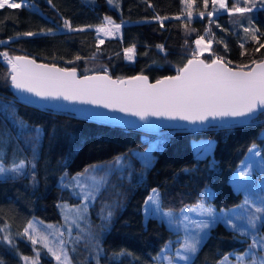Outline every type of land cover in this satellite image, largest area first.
<instances>
[{"label":"trees","instance_id":"trees-1","mask_svg":"<svg viewBox=\"0 0 264 264\" xmlns=\"http://www.w3.org/2000/svg\"><path fill=\"white\" fill-rule=\"evenodd\" d=\"M234 2L228 0V7ZM28 4L34 7L0 10V41L4 42L0 52L30 55L82 74L102 71L116 78L145 74L152 81L172 76L192 57L194 38L201 35L212 42L210 50L199 55L206 61L223 57L234 66L249 67L252 60L264 59V48L255 51L264 43V8L259 4L244 14L251 17V25L239 13L229 16L224 11L209 17L211 0L207 9L203 0H195L192 18L182 0H113L112 4L108 0H29ZM104 16L120 22L121 30L118 37L103 38L100 44L95 27ZM64 20L72 29L84 30L70 31ZM244 27L260 29L258 39L252 40ZM25 32L38 34L21 35ZM129 47L134 48L131 60L125 55ZM9 68L0 58V164L10 168L21 160L30 163L21 175L0 176V228L22 235L33 217L59 221L58 204L80 200L64 185L73 174L94 162L125 161L108 176L91 206L104 210L109 205L114 208L112 216L106 220L93 214L96 223L79 230V242L69 246L74 264H153L164 244L178 233L155 216L144 219L142 204L148 193L156 189L161 205L169 210L201 203L218 209L234 207L244 194L233 187L230 176L253 145L264 152L261 113L249 122L231 125L143 131L22 102L12 93ZM156 138L163 146L153 150L152 164L143 173L136 151L145 150ZM199 139L212 140L209 152L198 155L194 150L193 143ZM257 175L255 180L261 178L259 172L253 177ZM260 227L264 232V222ZM25 238L16 237L15 248L0 241L5 264H24L23 255H34L32 243ZM249 244L250 237L217 219L189 264H217ZM53 263L48 252L41 256L40 264Z\"/></svg>","mask_w":264,"mask_h":264},{"label":"snow or ice","instance_id":"snow-or-ice-1","mask_svg":"<svg viewBox=\"0 0 264 264\" xmlns=\"http://www.w3.org/2000/svg\"><path fill=\"white\" fill-rule=\"evenodd\" d=\"M108 2L112 4L113 0H108ZM48 3H51V0H48ZM182 3L189 10L187 12L188 17L192 18L191 9L195 0H182ZM258 3L261 8H264V0H235L230 8L226 0H211L212 11L207 12V15L212 17L214 13H219L220 10L226 11L229 16H232L233 13H239L251 25V17H245L244 14L252 12ZM203 4L207 9L209 0H203ZM238 4L249 6H238ZM22 7H34V5H29L26 0H22L21 3H17L16 0H0V10L5 8L20 9ZM199 15L203 18L205 13L201 12ZM157 19L161 18L157 17ZM104 20L105 23H113L109 17H105ZM63 23L64 27L70 31L84 30L83 28L72 29L68 20H64ZM120 27V24H115L114 30L119 31ZM217 27L220 26L217 25ZM96 30L98 33L108 31L104 27H99ZM51 31L52 29L48 30V32ZM244 32L250 33L252 40H257L256 33H259L260 29L244 27ZM37 34L25 32L21 35L34 36ZM0 43L4 42L0 41ZM99 43L103 44L104 41L101 39ZM210 43L211 41H209ZM195 44L196 49L192 53V58L188 59L187 63L178 69L175 76L158 79L154 84L150 83L148 77L144 75H137L128 80H113L107 75H85L78 78L75 68L61 69L55 66L37 64L34 59H29L26 56H10L8 52H0V58H3V61L10 66L8 74L12 86L21 92L30 93L42 99L62 98L65 101L102 104L105 108L118 107L119 111L130 112L141 120L153 116L203 122L209 117L215 119L218 117H251L257 113L264 114V60L259 62L252 60L251 63L255 67L248 71L244 70L247 65L243 64L237 66L239 70H233L222 62L223 57H215L211 59V62L199 58L203 51L209 50V44L204 43L203 37L196 39ZM157 47L162 51L164 50L162 45H157ZM240 47L244 48V44L242 43ZM262 48H264V43H261L255 51L259 52ZM133 54L134 48L125 49L127 59L131 60ZM212 55L215 56L214 53ZM241 55H244V52ZM76 59H80V57L77 56ZM228 63L230 64L231 61ZM20 123L23 124L22 121ZM26 163L30 162L21 160L19 163H14L10 168L0 165V176L11 174L14 178L21 175ZM116 163H120L119 158H117ZM34 166L32 164L33 168ZM88 172L89 169H85L83 173H78L72 177V180L79 181L77 186L81 190L79 195L83 197L82 204L84 201L95 199L106 182L104 177L87 176ZM245 175L246 172H240L241 177ZM85 176H87L86 180L80 179ZM255 204L256 201L246 198L244 205L238 207L251 209L250 212L235 213L223 220L226 226L240 232L245 238L251 235L252 243L248 245V250L235 256L237 264H246V262L247 264H264V235L258 234L261 231L258 228V223L264 222V206L253 207ZM261 204L264 205V200L261 201ZM198 209L199 211H197ZM145 210L146 213L162 216L171 226L179 225V221L173 217L171 210L163 211L160 196L156 189H152L146 198ZM186 211L198 216L212 217V220L193 221L191 217L183 215V220L187 225L184 231L189 235L179 243L175 257L163 256V260L167 261V264H173L174 260L190 262L191 258L200 250L199 246L203 237L207 235L206 230L215 221L210 205L206 206L201 203L188 208ZM184 212L185 210H181L182 214ZM111 216L112 211L108 210L105 219H110ZM234 221H240V223H234ZM48 227L51 228L52 226L49 225ZM29 229L32 230V234H29ZM4 231V228H0V232ZM70 232L71 229H69ZM23 235L28 236L33 245L40 243L42 249H47V252L55 258L57 264H71L68 252L65 251V246L70 241L64 240L63 233L58 229L54 236V239L59 237L56 243L49 240L47 236H41V239L37 241L34 238L35 228L32 222H29L28 227L24 229ZM0 241H7L10 247L15 248V243L9 235L0 237ZM253 249H260V251L254 252ZM33 251L36 256L31 260V264H39L41 252L35 248ZM23 259L25 264H29V257L25 256ZM0 264H5L2 258H0ZM220 264H230L228 256H225Z\"/></svg>","mask_w":264,"mask_h":264},{"label":"rangeland","instance_id":"rangeland-1","mask_svg":"<svg viewBox=\"0 0 264 264\" xmlns=\"http://www.w3.org/2000/svg\"><path fill=\"white\" fill-rule=\"evenodd\" d=\"M16 2L21 3L22 0H16ZM26 2L29 3V0H26ZM226 2L228 5V0H226ZM216 7L218 8V5ZM220 12H224V10H220ZM105 17L111 18L113 23L112 24L105 23V20H104ZM115 24H121V23L116 22L111 16H104L102 22L100 24H97V26L95 28L97 29L99 27H104L108 31L98 33L96 30V37H98L99 40H101L103 38H107L109 36L118 37L120 30H121V27H120L119 31H115L114 30ZM108 33H111V34H108ZM200 37H203V36L201 35V36H197L194 38V42H193L194 43V50L196 49L195 40L199 39ZM203 38H204L205 44H209V41H211V39H209V38H206V37H203ZM211 45H212V42L209 44V50H210ZM208 51H203L202 54H200V55H204ZM162 146H163V142L159 138H156L155 140H152V142H150L148 144V146L146 147L145 150H141V151L137 150L136 151L138 153L140 163H142V165H143L142 166L143 167V173L152 164L153 157L155 154V152H153V150L156 147L161 148ZM210 146H211V144L210 145L206 144V145H202L201 148L205 152H209ZM196 148H197V146H196ZM257 153H259V155H257ZM119 160H120L119 164L116 163L117 160H115V162H114L112 159L104 160V161H100V162H94L93 164L88 165L85 168V169H89L87 176L95 175L98 178L104 177L105 181H106L109 175H114V172L117 169L116 167L122 168L125 165V161H122L121 158ZM127 163L130 164L131 166H134V164H135L133 162L132 158H128ZM93 166H95V167H93ZM85 169H83V171L78 172V173H83ZM241 171L246 172V175L244 177L240 176ZM258 172L260 173L261 178H259V180H254L253 175L258 173ZM78 173L73 174V176H76V174H78ZM73 176H71V178L64 185L66 188L71 190L73 197L76 196L80 200L78 202H75L74 204H71L68 201L60 202L58 204V209L61 212V217H60L59 221H45V220L42 221L37 217H33L30 220V222H32L33 227L35 228L34 238L37 241H39L41 239V236H47L49 240H52L53 243H56L57 240L59 239V237L54 239L56 230L58 229L60 232L63 233V239L70 241L65 246V251L68 252V256H69V260L71 261V264H74V263L71 260V252H69V246L75 245L77 242H79L78 241L79 233H80L79 230H83V229L89 227L90 225H92L93 223H96L97 219L93 218V214L95 217L97 216V217H104L105 218L107 216L108 210H111L112 213L114 211V208L109 206V205H106V208L104 210H102V208L97 207V206H95L96 209L93 210V208H91V206H92V202L94 203L95 199L84 201V203L82 204L81 202L83 200V197L81 195H79L81 190L77 186L79 181L72 180ZM87 176L81 177L80 179L86 180ZM231 180H232L234 188H236V189L243 188L245 181H247L244 188L242 189L244 196H243L241 202L234 205V207L218 209L215 206L212 207L210 205L211 208L213 209L215 221L217 219H223L224 220L225 217L231 216L235 213L250 212L251 209L238 207V206L244 205V201L246 198L256 201V204L253 205V207L264 206L261 204V201L264 200V152L260 153L258 147H255V145H253L252 148H250V150H248L246 155L243 157V160L238 164V167L234 171L233 177ZM103 187H105V183L103 184L102 188ZM151 192H152V190L148 193V196ZM210 192L212 193V190ZM157 193H158V191H157ZM195 205H198V204H192L191 206L183 207L179 210L170 209L172 211L173 217H175L179 221L178 226H171L167 222V220L165 218H163L162 216L146 213L145 201L143 202V204H142V206H143L142 207V216H144L145 220L149 216H155L159 219H162L170 229L172 228L174 231H177V233H178L176 238H174V239L166 242V244H164V246L162 247V249L164 251L162 252V250H161L157 254V256L155 257L156 261L153 264H167V261L163 260V256L167 255L169 257H175L176 250L179 248V243L188 237L189 233L184 231V228L187 227V225L185 224V222L183 220V215H187V216L191 217V219L193 221H198L201 219L209 220V221L212 220V217L198 216L195 213L186 211L188 208H191ZM85 206H86V210H85ZM162 208H163V211H165V212L169 211V209H166L163 206H162ZM181 210H185V212L182 214ZM197 211H199V209ZM214 222H212L210 224V227L206 230L207 235H205L203 237L202 242L208 236V233H209L211 227L214 225ZM234 223H240V221H234ZM49 225H51L52 227L51 228L48 227ZM261 225H262V222L258 223L259 229H261V227H260ZM81 226H83V227H81ZM27 227H28V225L25 228H27ZM4 229H5V231L3 232L4 236L5 235L11 236L13 241H15L16 237L21 238V239L26 237L25 239L29 240L28 236L23 235L24 230L22 231V235H15L13 232H10L7 229V227L4 226ZM69 229H71L70 233H69ZM29 234H32L31 229H29ZM258 234L264 235V232L261 231ZM248 237H250V243H252L251 235H249ZM5 242L7 243V241H5ZM30 243H32L31 240H30ZM32 247H33V249L35 248L36 250L41 252V255L39 257V264H40L41 263V256L47 253V249H42V245L40 243H37L36 245L32 244ZM246 250H248V245L243 250H237V251L231 252L229 254H226V256H228V258H229L230 264H237L235 256L243 254ZM252 251L259 252L260 249H253ZM33 254H34L33 256H27L30 258L29 264H31V260L33 258H35V256H36V253L34 251H33ZM25 256L26 255H23V257H25ZM51 257L54 260L53 264H57V261L55 260V258L52 255H51ZM224 257H222L217 262V264H220V262L223 261ZM192 258H191V260H192ZM189 263L190 262H184V261H179V260L173 261V264H189ZM24 264H25V261H24ZM246 264H247V262H246Z\"/></svg>","mask_w":264,"mask_h":264},{"label":"water","instance_id":"water-1","mask_svg":"<svg viewBox=\"0 0 264 264\" xmlns=\"http://www.w3.org/2000/svg\"><path fill=\"white\" fill-rule=\"evenodd\" d=\"M28 57L29 59H34L30 55H24ZM192 58V57H191ZM190 58V59H191ZM200 59H203L199 56ZM37 64H44L48 66H55L57 68L61 69H72V68H64L59 64H53L49 62H43V61H38L34 59ZM264 60V59H261ZM260 60V61H261ZM206 62H211L206 61ZM226 66L231 67L233 70H239L237 66L232 65L231 63H227L225 60L222 61ZM259 62V61H257ZM187 61L185 62V64ZM184 64V65H185ZM255 67V65H250L249 67L245 68V71L251 70V68ZM10 71V68H9ZM77 77L81 78L85 75L87 76H94V75H107L111 79L116 80H128L134 76L137 75H142V74H137V75H132V77H121V78H116L114 76H110L106 72H92L89 74H82L78 70H76ZM177 74V73H176ZM175 74V75H176ZM146 76L145 74H143ZM172 75V76H175ZM168 77V76H164ZM159 78V79H163ZM11 79V78H10ZM150 83H155L156 80L154 81L150 80L148 78ZM11 84V90L12 93L22 102H27L29 104H32L34 106H39L45 109H51L53 111H64L68 113H73L78 116H83L86 117L88 120H94L97 122H108L111 124H116V125H121V126H129V127H135L143 131H151V132H156V131H161V130H167V129H177V128H182V129H199V128H205L209 126H220V125H231V123H241V122H249L252 120V118L257 117L259 113L255 114L254 116L251 117H218L213 119L212 117H209L207 120L201 122V121H196V122H190L186 120H180V119H169L167 117H153L149 116L145 120H141L138 116L132 115L130 112H121L119 111L118 107H112V108H105L103 107L102 104H92V103H81L79 101H65L62 98L60 99H42L41 97H36L30 93L26 92H21L17 89H15Z\"/></svg>","mask_w":264,"mask_h":264},{"label":"crops","instance_id":"crops-1","mask_svg":"<svg viewBox=\"0 0 264 264\" xmlns=\"http://www.w3.org/2000/svg\"><path fill=\"white\" fill-rule=\"evenodd\" d=\"M206 144H213L212 143V140H205V139H199V141H195L194 143H193V147H194V150H196V151H198V155H200V154H205L206 152L201 148V146L202 145H206ZM196 146H197V148H196ZM211 147V146H210ZM238 167V166H237ZM236 167V168H237ZM236 168H235V170H236ZM234 170V171H235ZM234 173V172H233ZM232 177H233V174L230 176V181H231V184L233 185V183H232ZM255 177H258V175L257 176H254L253 177V179L255 178ZM255 180V179H254ZM247 183V181H245V183H244V186H245V184ZM244 186H243V188H244ZM234 187V186H233ZM243 188H241V189H237V190H242ZM236 189V188H235ZM222 221H223V219H221Z\"/></svg>","mask_w":264,"mask_h":264}]
</instances>
